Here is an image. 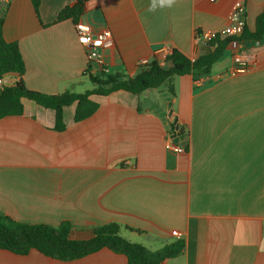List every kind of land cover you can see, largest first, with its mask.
<instances>
[{"label": "crops", "instance_id": "0c3cea01", "mask_svg": "<svg viewBox=\"0 0 264 264\" xmlns=\"http://www.w3.org/2000/svg\"><path fill=\"white\" fill-rule=\"evenodd\" d=\"M238 1L38 0L39 12L33 0L0 6L4 37L19 44L26 63V87L61 95L81 93L93 67L76 24L111 30L109 74L134 78L163 47L197 60V33H220ZM242 1L252 32L264 0ZM80 2L77 20H58ZM244 45L246 73H233L228 47L209 76L176 78L173 97L166 89L92 96L99 109L82 122L74 121L76 104L66 108L64 132L55 129L54 110L23 99V115L0 119V211L31 226L69 222L76 240L117 223L122 237L151 250L179 240L178 232L185 252L162 264H264V42ZM5 78L8 85L21 79ZM172 138L184 153L171 150ZM0 264L128 259L107 248L70 262L0 249Z\"/></svg>", "mask_w": 264, "mask_h": 264}, {"label": "trees", "instance_id": "16d2710c", "mask_svg": "<svg viewBox=\"0 0 264 264\" xmlns=\"http://www.w3.org/2000/svg\"><path fill=\"white\" fill-rule=\"evenodd\" d=\"M33 2L39 12L38 0ZM80 12L81 2L73 9H66L58 20L60 22L70 18L77 20ZM5 17L6 9L0 6V78L13 75L21 79L15 85H8L0 93V119L23 115L25 113L23 99H28L56 112L57 132L66 130L65 109L74 104L77 105L75 122H82L96 114L99 104L91 99L92 96L107 97L120 91L141 95L146 90L159 89H166L172 97L175 96L176 78L191 75L195 81H200L209 76L231 42L230 38H222L218 35L210 43L213 51L208 55L199 56L197 60H191L179 51L171 50L165 65L153 59L151 63L141 67V72L134 78L104 72H99L97 75L88 74L89 80L94 85L92 90L83 94L68 91L61 95H48L26 87L22 79L26 72V63L19 44L8 42L4 37ZM239 40L243 44L264 42V7L257 17L256 30L251 32L246 26ZM175 129L176 127L172 124L174 133ZM72 229L69 222L59 227L21 224L0 211V249L16 255H28L32 250H36L53 260L70 262L107 248L116 254L124 255L128 259V264H162L164 261L182 255L186 249L185 241L179 239L158 250H151L140 243H134L122 237V226L117 223L96 228L93 230V236L86 240L72 239L70 237Z\"/></svg>", "mask_w": 264, "mask_h": 264}, {"label": "built area", "instance_id": "2783aa9c", "mask_svg": "<svg viewBox=\"0 0 264 264\" xmlns=\"http://www.w3.org/2000/svg\"><path fill=\"white\" fill-rule=\"evenodd\" d=\"M2 2H8L9 0H0ZM214 1V0H213ZM245 4L242 0L236 2L233 6L229 17V25L223 29L220 33H197V42L199 45H203L204 42L209 44L216 39L219 35L222 38H230L231 42L229 47L232 49V60L234 63L233 73H246L249 70L248 60L244 55L245 45L239 40V37L243 35L246 30V22L244 20ZM76 30L78 34L79 43L83 48H88V60L93 67L88 70L89 75H97L99 72L109 74L110 68L106 59L105 52L110 51L116 47L115 37L111 30L103 28L101 30L94 29L90 24L78 23L76 24ZM171 49L163 47L158 51L157 59L159 63L165 65L167 57L170 55ZM151 63L150 60L144 59L139 63V67H143ZM8 86L5 77L0 78V93ZM179 134V129L176 130V134ZM170 148L173 152L181 154L185 152L182 146L173 142V138L170 141ZM174 236L180 239L178 232L174 233Z\"/></svg>", "mask_w": 264, "mask_h": 264}, {"label": "water", "instance_id": "95a60500", "mask_svg": "<svg viewBox=\"0 0 264 264\" xmlns=\"http://www.w3.org/2000/svg\"><path fill=\"white\" fill-rule=\"evenodd\" d=\"M211 51L212 50H211L210 44L208 42H204L203 43V48H202V51H201V55L202 56L208 55V54H210ZM168 108H169V116H170L171 123L173 125H175L176 129H179L180 127H179L177 118H176V116H174L173 111L171 110V108H172V104L171 103H168ZM183 131H184V128H182L181 132H183Z\"/></svg>", "mask_w": 264, "mask_h": 264}, {"label": "rangeland", "instance_id": "374dc122", "mask_svg": "<svg viewBox=\"0 0 264 264\" xmlns=\"http://www.w3.org/2000/svg\"><path fill=\"white\" fill-rule=\"evenodd\" d=\"M87 86L84 88V90H81V93H86L87 91L93 89L94 85L91 83V81L88 79L86 82Z\"/></svg>", "mask_w": 264, "mask_h": 264}, {"label": "clouds", "instance_id": "9594fccd", "mask_svg": "<svg viewBox=\"0 0 264 264\" xmlns=\"http://www.w3.org/2000/svg\"><path fill=\"white\" fill-rule=\"evenodd\" d=\"M169 4H171L173 2V0H168Z\"/></svg>", "mask_w": 264, "mask_h": 264}]
</instances>
